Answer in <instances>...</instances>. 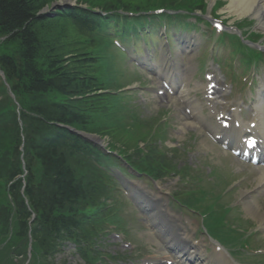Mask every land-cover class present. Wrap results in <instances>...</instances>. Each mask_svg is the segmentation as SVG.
Wrapping results in <instances>:
<instances>
[{
	"label": "trees",
	"instance_id": "obj_1",
	"mask_svg": "<svg viewBox=\"0 0 264 264\" xmlns=\"http://www.w3.org/2000/svg\"><path fill=\"white\" fill-rule=\"evenodd\" d=\"M50 1L0 0V37H8V41L1 49L3 54L0 57V66L6 72L13 85V91L25 110L21 113L22 132L15 115L11 114V132L4 138L12 137L10 143L13 146L11 151L6 150L0 155L2 157L0 175L14 181L20 174L18 152L22 144L21 134H24V151L30 170L26 195L37 213L32 226L36 240V256L40 258L44 256L43 252L51 248L50 242L65 232L66 241L75 243L84 257L85 251L82 246L89 244L90 237L85 233L88 234L90 231L84 227L89 217L85 216L87 213L83 212L81 206L86 205L91 197L97 199L100 197L102 192L93 186L91 181H100L97 183L100 185L103 180L101 173L87 165L84 160H94L102 166L111 158L80 138L57 128L56 125L73 126L90 132L107 133L119 130L115 122H106L109 115L106 95L99 97L100 108L89 109L82 105L93 99L87 95L106 88L104 86L106 78L102 75L105 63L100 65L98 61L107 53L100 51L102 48L97 49L93 40V34L102 28L104 20L93 12L100 10L115 14V11L119 10L132 11L139 14L134 17V23L131 22L132 27L136 28V23L141 22L143 18L140 13L149 8L162 7V2L145 0L146 4L142 5L143 2L140 0V2L125 0L127 3L124 4L122 3L124 0H102L103 6H100L101 2L98 0H81L86 2L87 10L79 8L64 10L55 17V20H48L38 13ZM154 1L156 4L151 3ZM147 4H150V7H147ZM169 6L185 9L187 12L202 8L197 4L185 7L177 4ZM59 19L66 21L72 31L83 39L84 44L66 56L62 51L59 52L56 44L49 38L53 22ZM8 44L10 46L7 50ZM105 45L107 47V44ZM93 49V53H90ZM67 56L71 57L64 61ZM79 96L80 100H69ZM56 98H63L65 101L57 102ZM135 150H139L137 154L141 153L138 146ZM10 156L14 157L13 161H10ZM75 157L81 159L78 163L80 167L71 162V158ZM34 159L39 162L41 168L37 183L32 175ZM155 159L159 160L154 161ZM146 161L147 163L138 161L136 163L140 165L144 163L159 170V167L166 165L164 163L167 162L159 157H148ZM21 187V182H16L12 185L10 193L17 213L16 238L26 239L30 214L24 204ZM95 202L93 200V203ZM9 219L8 210L0 209V222L3 224L1 229L3 228L4 232L9 229Z\"/></svg>",
	"mask_w": 264,
	"mask_h": 264
},
{
	"label": "rangeland",
	"instance_id": "obj_2",
	"mask_svg": "<svg viewBox=\"0 0 264 264\" xmlns=\"http://www.w3.org/2000/svg\"><path fill=\"white\" fill-rule=\"evenodd\" d=\"M81 1V0H80ZM100 1V6H103V1ZM139 1V0H136ZM142 1V5H145V0ZM139 1V2H140ZM158 2H162L161 6L166 5H174L177 4V6H187V5H194V4H207V0H157ZM179 1V2H178ZM217 1V3H216ZM212 4V0H210L208 8L205 9L203 13L199 12H190L191 15L194 17H190L187 19L188 22L197 23L196 25L202 29V32L204 35H201V33H195L193 31L188 32L186 36H193L198 35V37H203L201 41L205 42L206 39L209 38V40L214 39V34L206 29L204 25L201 23V21H205L208 19L212 23V18H214L211 15V10L217 7L218 12L217 15H221L222 11L226 8L224 0H216ZM84 3V6L86 5V2L81 1ZM127 3V1H123L124 4ZM72 3L73 0H51L49 8L53 6L57 7H64L66 4ZM151 3H155L151 2ZM139 4V3H138ZM137 4V5H138ZM141 4V3H140ZM153 4V5H155ZM147 7H150V4L146 5ZM54 7V8H55ZM152 7V6H151ZM203 7V6H202ZM171 13L175 16V14L180 15L181 13H178L179 10L177 8H170ZM208 11V12H206ZM56 12V9L53 11H48L47 15H51L52 13ZM203 15H206L205 19ZM202 17V20H198L197 17ZM179 17H173L171 20H177ZM223 18H226L228 20V23L224 24V27L226 31L233 32L235 31V27L230 25L234 24L235 20L229 19L226 16H223ZM246 19V18H244ZM243 19V20H244ZM222 21V18L219 19ZM241 21V20H239ZM113 22H111L112 24ZM253 22L249 21L246 23L249 24V28L245 26V29L243 28L242 31H246L248 29L258 33L262 34L259 30H256L258 25H252ZM184 24V22H182ZM191 24V23H189ZM192 25V24H191ZM230 25V26H229ZM174 30V29H173ZM233 30V31H232ZM249 30V31H250ZM241 31V32H242ZM172 32V31H171ZM101 37H112L111 35H108L109 32H101ZM240 33V32H238ZM171 34V33H170ZM175 35H179V32ZM244 35H247L244 33ZM185 36V35H184ZM216 36H219V33H216ZM173 37V34H172ZM170 37V50L174 51V57H176V61H179V54H177V48L175 47L173 43V38ZM49 38L56 44L58 47L59 52L63 51L66 54H72L74 50L81 48L83 39L78 37L74 31L65 23L61 21H54L53 22V29L52 33L50 34ZM94 43L97 47V49L105 51V53H109V49L106 47V45L98 41L97 39H93ZM158 42V38L156 39ZM109 42V41H108ZM232 45L237 47L235 44H233L232 40H230ZM110 43V42H109ZM259 43V42H257ZM205 45L200 52L198 53V49H194V53H197L199 56H204L202 61L205 62V64L209 65L208 71L211 74H214V70L211 69V66L215 69H217L218 65L216 62H212L211 60V52L214 44ZM84 45V44H83ZM98 45V46H97ZM111 45V43H110ZM220 45L222 43L220 42ZM208 46L207 48H205ZM256 46H260L263 48L264 52V40L261 39L260 44H257ZM118 48V45L116 43H113L111 45V57L110 61L106 62V68H104L102 75L105 79L104 86L105 89H113V90H119L116 94V96H120L121 94L127 95L129 97L122 98L124 102H122V111H124V114H127L128 117L131 118L133 121V125H131L130 122L124 121L122 123L123 131H121V136L116 139L115 137L112 138L110 134L103 136L99 134L102 139L104 140L103 143L107 142H113V147L115 151L121 153L124 157H128L131 163V167H133L135 170H137L138 165L135 162H146L148 157H159L167 159L168 162H165L166 165H161L162 167H159V170L162 172L163 175L166 174V170L175 169L176 171H182L185 169L184 172V178L179 181L178 177H174L171 180L162 181L158 187V194H161L166 199H170L171 195H175L176 193H181L186 188L191 187L195 188V186H198L202 189V191L206 192L208 196H220V193L224 192L225 188L228 187L227 195L222 199V211H224L223 207L227 204H230V207L232 205V211H230V220L232 223L235 224V226H244L246 230H248V235L250 236L252 233L250 231H253V235L250 237V241L252 243L251 246L247 249V252H243L240 255L234 256L236 260H243L246 264H254L249 263L245 261L247 258L252 257L253 260H255L257 263L260 262L259 259H255V254L258 253V251L262 250V253H264V234L260 231L258 226L255 224L254 221H245V216L243 213L242 204L239 200V193L250 191L252 192L256 180L259 176L258 171L254 168H250L251 170L242 167V165L238 164L232 156L225 155L222 153L218 147H216L213 143L211 138L209 137V134L206 132H203L202 134H199L197 131H195L192 127H189L191 130H185L184 132H179L180 125L184 124L185 121L182 119L181 115H184L185 118L188 117L186 113V106L180 103V99L177 97H173L170 94L165 95H159L157 92H159L160 88H163V82L161 80L154 81L156 78H152L151 80L148 78V76L141 70H137L133 73V62L130 58H125L123 61L119 59L118 51L116 50ZM200 48V47H199ZM260 48V49H261ZM235 49L230 47L229 45H226L223 50L220 52V62L222 65L226 67L225 74L223 73V77L220 75L215 76L216 78H220L221 82L219 84V89H222V92L226 96V101L221 102L220 105L217 106L216 112H230L231 109H235L239 107V112L242 111V115L246 117V122L249 123L253 119V113H249L246 109L250 108L251 104L244 103V105H240V100L246 101V99L250 100L251 98L256 97L257 89L260 85L261 80L264 76V59H259L260 56L256 52L246 53L244 50H241L240 48ZM93 50H90V53H93ZM215 53H218V49H215ZM232 54V56H231ZM114 55V56H113ZM110 56V54H109ZM232 58H231V57ZM122 58V55H120ZM202 58V57H201ZM200 57H198V60ZM117 70L118 74L114 73V71ZM139 75V76H138ZM136 78V79H135ZM137 83H135V82ZM141 84H140V83ZM235 86L233 88V92H230V89L232 86ZM121 88V89H120ZM237 89V90H236ZM164 92L163 90H161ZM228 93L231 94V96H228ZM100 96L93 97V99L87 100L86 103L82 104L85 108L93 109V108H100ZM205 97L203 95L197 96V100L199 102H205ZM119 108V109H120ZM96 110V109H95ZM206 113V109H205ZM158 116V117H157ZM119 117L122 120L125 116L121 115L119 113ZM156 118L158 120H156ZM154 119V121H152ZM168 121L165 131L161 132L160 134L153 133V130L160 128L165 124V121ZM210 120V119H209ZM140 123H139V122ZM157 126V128H156ZM93 133V132H91ZM103 133V132H99ZM163 136L164 138H161V140L164 141V144L159 141V136ZM127 137V139L123 138ZM127 140V143H126ZM203 141L208 142V148L204 144ZM123 145V146H122ZM137 146H140L141 153L137 154L136 152L139 150H135ZM205 146V147H203ZM160 152V153H159ZM176 156V157H175ZM233 158V159H232ZM159 159H155L154 161H157ZM71 162L76 165L77 167H80L77 160H71ZM154 164H157V162H153ZM72 165V164H71ZM141 168H144L145 170H149V168L145 167L146 165L143 163L141 164ZM91 166V165H89ZM127 166V165H126ZM93 167V166H91ZM104 168H107L106 166H103ZM174 167V168H171ZM94 168V167H93ZM142 170L144 173H147V171ZM97 172L100 173L99 170L95 169ZM212 171H215L218 176H221L220 181H217V177L214 175L212 176ZM90 172V171H89ZM107 177L109 176L106 174ZM177 175V174H176ZM94 177V175H93ZM108 178L106 179V181ZM99 182V181H98ZM96 181H91L95 187H98ZM113 182V180L111 181ZM193 183L195 185H193ZM103 186V185H102ZM176 192V193H175ZM169 195V196H167ZM264 193L261 196H257V194H252V197L254 200L260 202L261 205L264 204ZM92 199L86 204L91 205L93 204V200H95L97 203L101 204L100 201L96 197H91ZM113 200L112 198L109 199V202ZM3 202V203H2ZM1 203L8 206L7 200L2 201ZM207 203V202H206ZM123 209L121 216L125 218V222L123 223V226L127 228L130 231V234H132V240L137 243L138 247L135 246V244L132 241L125 242L121 236H118L119 234H112V235H102V238L100 240V243H96V245L102 246L104 252L106 255L112 256V257H123L124 260H119L117 264H156L157 257L154 254V247H152L149 242L147 241V237L144 236L147 235L149 231V227L146 223V221L141 218L139 214H134L131 205L128 206L126 203V200H123ZM220 206V205H219ZM212 214L221 215V212L219 210L213 209L209 211L208 218L206 219L205 216L203 217V221L201 223L206 227L208 230L207 222L212 221ZM246 215V214H245ZM191 219H193L190 216ZM121 220V218H120ZM138 220V221H137ZM200 221V218L198 219V222L194 223L192 226L196 228V231L200 230V226H198ZM217 230L225 229L226 226H215ZM194 229V228H193ZM260 231V232H254V231ZM195 231V232H196ZM189 229V234H193ZM198 242L205 241L203 243L204 248V254L207 253L208 257L214 253L215 245L212 244L208 239L204 238L200 233L197 235ZM241 239H234L233 243H238ZM99 242V241H97ZM10 240L5 241L4 243L0 244V263L2 264H13L12 262V249L9 247ZM15 245L14 242H12L11 246ZM96 247V246H95ZM97 248V247H96ZM138 248V249H137ZM139 250V251H138ZM16 254H21V251L16 248L14 250ZM102 254V252H100ZM233 253V251H232ZM23 261V259H21ZM18 262V261H14ZM54 264H84L79 257H77L74 254V251L72 248H65L61 253L53 257ZM65 262V263H63Z\"/></svg>",
	"mask_w": 264,
	"mask_h": 264
},
{
	"label": "bare ground",
	"instance_id": "obj_3",
	"mask_svg": "<svg viewBox=\"0 0 264 264\" xmlns=\"http://www.w3.org/2000/svg\"><path fill=\"white\" fill-rule=\"evenodd\" d=\"M214 1H216V0H212V4ZM224 2L226 5V8L222 11V14L224 16L228 17L229 19H233L235 21H239V20H243L244 18H248L251 22H253L252 25H255V26L258 25L256 30H259L264 36V0H224ZM165 77L169 78L170 76L165 75ZM159 78L161 80H163L161 77H159ZM169 82L170 81L168 80L167 83H169ZM190 82H191V80H189V83ZM188 87L189 86L187 84V86H186L187 90L182 91L180 93V96L184 99V102L186 104L191 106V109H192L191 110V116H190L191 124L189 122H187L186 120H184L185 123L180 125L179 132L182 133L186 129L191 130L189 127H192L193 129L196 128L197 132H199L200 129H202V128H203L202 130L210 131L211 127H209L208 123L199 116L198 108L196 106H194V102L189 98ZM185 99H187V101ZM207 103L210 106L211 115L214 116L215 118L220 117V115L215 114L213 112L217 106V102L214 100H212V101L210 100V101H207ZM181 116H182V119H185L184 115H181ZM231 117H232L233 126L236 125V127L241 128V129H234V133H236L238 136L241 135V133L243 132V129L245 131H247V129H250L249 126L247 127V126H243L242 124H240V122L237 118V111L236 110L232 113ZM254 123L256 124V129L254 130V132L258 133L261 137L264 138V110H258L257 111ZM212 127L214 128L215 126H212ZM212 131H213V129H212ZM204 144L207 146V149H209L208 148V145H209L208 142L203 141V145ZM203 147H205V146H203ZM136 187H139V186L136 185ZM256 187H257V189L254 191V192H256L255 194H257L258 196H261L264 193V171L260 173V176L257 179ZM254 189H255V187H254ZM139 200L143 201V199H139ZM239 200L242 204L245 219H250L251 221H254L255 224L257 226H259L260 229L264 232V205L262 206V205H260L261 204L260 202L255 201L253 199L251 193H248V192L239 193ZM152 202L159 204L161 207V210H160V212L158 211L160 215H155L154 211L148 212L149 216L151 218V223L153 224L152 221H154L153 225L155 226V229L160 230L161 234H163V236L160 237L162 239L161 242L158 243V242L153 240V242L156 244H154V243H152V244L156 245L161 250H164L165 245L171 244V245H174L173 247H175L177 241L179 240L177 245L191 247V254H193L192 256H195L198 259L202 258L203 257L201 254V250H202L201 246L202 245L200 243L195 244L193 242V238H192L193 236L188 234L186 227L183 226L185 230L182 229V230L176 231L171 226V224H169L167 222V220H168L167 216H169L172 224H175L176 226H181L183 224L182 222L180 224V221H176L169 214V210H168L167 206L165 205V202L162 201V199L156 195H153L152 198L144 201V203H147L149 205ZM144 236H147V239L149 240V235L144 234ZM179 250L180 249H178L177 251H179ZM159 253H163V252H159ZM179 254H180V257H182L181 261L187 260L189 257V256H186L182 252V250L179 251ZM174 257H178V255L177 256L173 255V258ZM218 259H219L220 264L222 262L228 263V259L225 255V253H220L218 255Z\"/></svg>",
	"mask_w": 264,
	"mask_h": 264
},
{
	"label": "water",
	"instance_id": "obj_4",
	"mask_svg": "<svg viewBox=\"0 0 264 264\" xmlns=\"http://www.w3.org/2000/svg\"><path fill=\"white\" fill-rule=\"evenodd\" d=\"M78 134H79V133H78ZM79 135H80L82 138H85L83 135H81V134H79ZM87 138H88V139H87L88 142L93 143V144H96V143L94 142V141H95L94 139H91V138H89L88 136H87ZM93 140H94V141H93Z\"/></svg>",
	"mask_w": 264,
	"mask_h": 264
}]
</instances>
